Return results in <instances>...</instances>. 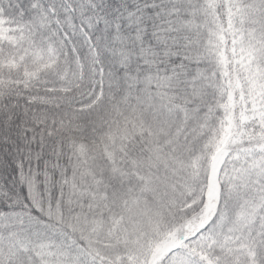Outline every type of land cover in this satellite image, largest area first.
Masks as SVG:
<instances>
[{
	"label": "snow or ice",
	"instance_id": "obj_1",
	"mask_svg": "<svg viewBox=\"0 0 264 264\" xmlns=\"http://www.w3.org/2000/svg\"><path fill=\"white\" fill-rule=\"evenodd\" d=\"M0 264H264V0H0Z\"/></svg>",
	"mask_w": 264,
	"mask_h": 264
}]
</instances>
